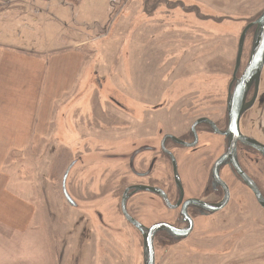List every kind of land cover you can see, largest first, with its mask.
<instances>
[{"label": "flooded vegetation", "instance_id": "af4514ba", "mask_svg": "<svg viewBox=\"0 0 264 264\" xmlns=\"http://www.w3.org/2000/svg\"><path fill=\"white\" fill-rule=\"evenodd\" d=\"M121 1L116 11L119 0H112L116 6L113 26L119 23L122 6L140 9L130 23L133 26L140 15V33L148 48L143 56L152 46L157 47V56L172 54L171 62L162 60L160 67L196 66L197 47L198 55L210 57V52L216 51L211 45L215 37L218 42L219 37L234 34V29L228 28L234 22L211 0ZM251 23H239L243 27L238 47ZM196 24L200 26L197 29ZM255 31L256 26L247 31L236 71L234 67L232 74L216 77L185 75L180 78L184 81L173 83L180 91L168 87L165 93H154L158 99L154 107L120 92L105 77L103 83L99 60L92 66L98 88L90 106L105 109L101 98H96L100 94L110 106L105 110L113 115V123L101 150H91L88 142L81 146L76 156L81 162L71 172L68 189L73 192L75 184V194L85 198L100 194L101 185L110 193L108 198L81 201L80 211L93 217L94 229L102 234L90 236L99 245L98 255L106 252L113 264H264V207L252 189V185L257 187L264 198V152L257 148L264 149V71L256 100L241 118L238 137L229 133L228 111L230 92L249 63ZM156 34L173 44L165 47L153 39ZM150 58L143 61L150 63ZM127 67L130 70V65ZM126 73L130 77V71ZM145 91L140 92H144L143 98L147 97ZM255 96L253 86L247 101ZM77 110L75 117L84 121L82 107ZM148 111L156 116L150 117ZM116 112L122 113L123 119L117 120ZM98 151L112 159L102 174L98 171L101 161L85 159ZM84 232L82 229L81 234Z\"/></svg>", "mask_w": 264, "mask_h": 264}, {"label": "rangeland", "instance_id": "374dc122", "mask_svg": "<svg viewBox=\"0 0 264 264\" xmlns=\"http://www.w3.org/2000/svg\"><path fill=\"white\" fill-rule=\"evenodd\" d=\"M116 1L118 3V0ZM211 1L214 6L216 4L217 7L223 8L224 15L231 17H252L264 8V0ZM121 2L119 0V8L112 6V0H80V2L53 0L49 4L51 7L49 21L43 25L42 29L48 42V52L54 51L59 37L67 41V44L64 42L60 44L63 47L73 44L75 40L81 41L83 46L79 51L83 57H87V62L84 65L85 71L82 78L79 79L76 94L74 93L66 103L54 102L55 111H53L51 131L47 134V138L43 137L39 143L40 146L35 149H21L20 158L15 163L3 165V173L1 172L3 179H0V264H113V260H107L106 252L101 251L98 255L99 245L93 241L95 239H90V236H102L100 231L94 229L97 224L91 222L93 217L82 213L80 209L71 207L62 192L64 173L71 161L80 155L81 146L88 142L91 150H101L103 142L109 138L105 135L106 131L113 123V115L106 114L105 110L110 106L105 105V99L100 94H96V98H101L105 109L100 111L90 106L93 94L95 95L98 88L96 78L91 72L96 61L101 62L102 73H104L101 75L102 81L105 77V81L111 83L120 92L134 98L139 97V101L153 107L158 102L154 93H162V91L165 93L168 87H173L174 91H180L173 83L178 84L177 79L185 75H194L199 78L203 75L216 77L232 74L234 71L242 24H228L229 29H234V34L219 37L218 42L215 40L216 37L213 39L211 45L216 46V51L210 52V57L208 54L206 55L208 57L198 55L200 48L197 47L196 56L193 59L197 62L196 66L192 64L190 68L187 65L178 68H175L176 66L160 67L162 60L171 62L172 54L164 52L157 56L159 51H156L158 50L156 46H152L143 56L144 50L148 48H145V37L140 33V15L133 26L130 23L134 14L141 12L140 9L131 11L122 6L119 23L113 26V12L115 8L116 11L120 9ZM59 23L61 30L57 27ZM128 25L129 36L126 35L129 33ZM199 27L196 24L195 29ZM212 28L217 29L215 26ZM160 32L165 33L164 30ZM153 39L163 42L165 47L173 44L172 41L165 40L163 35L156 34ZM124 49H127L125 52H129L128 59L125 58L126 55L124 57ZM147 57H151L150 63L143 61ZM126 60H130V63L126 64ZM125 65H130V70L128 67L125 68ZM126 70L130 71V77ZM48 80L49 84L43 97L45 103L49 104L57 98L60 99L63 94L64 96L70 94L66 92L65 86L63 88L59 86L60 81H65L66 85L68 77L61 78L57 71L55 74V71L51 70ZM180 81L184 80L180 79ZM57 86L58 88L54 91ZM144 88L146 98H143L144 92L140 93ZM81 107V111L85 113L84 121H80L74 114ZM148 114L150 117L156 116L151 111H148ZM114 117L117 120L123 119L120 112H116ZM117 123L118 126L122 125L120 122ZM98 152L86 156L85 159L101 161L98 163L100 165L98 171L102 174L104 167L108 166L106 162L110 160L99 159L98 157L103 155L100 154L102 152ZM87 166L78 167L79 169L77 168L74 172L81 171ZM88 169L91 168L88 167ZM100 187V194L86 198L75 194V184L74 191L70 193L82 205L81 201L87 202L86 199L108 198L107 195L110 193L106 192L107 187L102 185ZM7 193H12L14 198ZM103 209L109 211L108 207ZM82 229L85 231L83 235ZM100 256L106 258L103 259Z\"/></svg>", "mask_w": 264, "mask_h": 264}, {"label": "crops", "instance_id": "0c3cea01", "mask_svg": "<svg viewBox=\"0 0 264 264\" xmlns=\"http://www.w3.org/2000/svg\"><path fill=\"white\" fill-rule=\"evenodd\" d=\"M52 1L0 0V179L3 165L15 163L21 149H35L47 138L54 102L66 103L73 97L85 71L81 41L63 47L60 44L67 41L59 37L54 51L48 52L42 29L49 21ZM57 27L62 28L60 23ZM51 70L68 77L66 85L60 81L59 86L70 94L47 104L43 97Z\"/></svg>", "mask_w": 264, "mask_h": 264}, {"label": "water", "instance_id": "95a60500", "mask_svg": "<svg viewBox=\"0 0 264 264\" xmlns=\"http://www.w3.org/2000/svg\"><path fill=\"white\" fill-rule=\"evenodd\" d=\"M228 20H232L234 23H243V22H252L249 26L246 27L244 30L240 41L239 47L236 57V66L235 71L240 66L242 56H243V49H244V42L246 38L247 31L250 27L256 26V31L254 35L253 41V48L252 53L249 59V63L241 76L240 79L237 80L236 87L234 91L230 92L228 97V111L230 117V131L231 135L238 137L240 134L239 131V124L243 115L247 114V112L251 109L254 101L256 100L259 84L261 81V76L264 71V8L254 17H231L225 16ZM256 87V96L250 102L247 101V96L251 88ZM261 102L263 103L264 108V96L261 98ZM264 113V112H263ZM236 133V135H235ZM255 142V140H254ZM257 143V141H256ZM257 148L264 152V149L261 146L257 145ZM102 160H112L109 155H103L102 157H98ZM78 162H81V158L75 159L65 171L62 180V192L71 207L74 209H80L81 205L79 202L71 195L68 189V182L71 172L74 170L75 166ZM252 189L254 194L256 195L259 203L262 207H264V198L259 192L258 188L252 185ZM152 260V259H151Z\"/></svg>", "mask_w": 264, "mask_h": 264}]
</instances>
